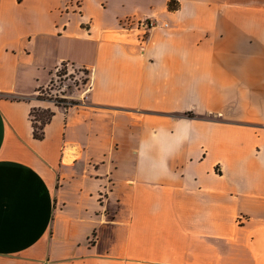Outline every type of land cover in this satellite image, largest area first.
I'll return each mask as SVG.
<instances>
[{
  "label": "crops",
  "instance_id": "obj_1",
  "mask_svg": "<svg viewBox=\"0 0 264 264\" xmlns=\"http://www.w3.org/2000/svg\"><path fill=\"white\" fill-rule=\"evenodd\" d=\"M0 264H264V0H0Z\"/></svg>",
  "mask_w": 264,
  "mask_h": 264
},
{
  "label": "rangeland",
  "instance_id": "obj_2",
  "mask_svg": "<svg viewBox=\"0 0 264 264\" xmlns=\"http://www.w3.org/2000/svg\"><path fill=\"white\" fill-rule=\"evenodd\" d=\"M89 79L90 76L88 71L64 64L56 72L50 83L49 89L38 92L36 94V99L41 98L44 100L55 101L64 100L67 103L78 105L79 101L75 96L78 92L85 91L88 88ZM62 97H67V99ZM74 105H65V107H71ZM37 114L38 111L36 112V115Z\"/></svg>",
  "mask_w": 264,
  "mask_h": 264
},
{
  "label": "trees",
  "instance_id": "obj_3",
  "mask_svg": "<svg viewBox=\"0 0 264 264\" xmlns=\"http://www.w3.org/2000/svg\"><path fill=\"white\" fill-rule=\"evenodd\" d=\"M171 8V7H170ZM41 92V91H39ZM38 100L41 101H47L54 103L55 106H62L65 107V105H74L72 103H67L66 101H55V100H44L41 98H38ZM38 111V114L36 115V112ZM54 113L50 109H43V110H35L33 109L30 113L31 117V124H32V130H33V138L36 140H42L43 139V128L44 126L50 122L52 116Z\"/></svg>",
  "mask_w": 264,
  "mask_h": 264
},
{
  "label": "built area",
  "instance_id": "obj_4",
  "mask_svg": "<svg viewBox=\"0 0 264 264\" xmlns=\"http://www.w3.org/2000/svg\"><path fill=\"white\" fill-rule=\"evenodd\" d=\"M127 23H132L131 20H127ZM136 25V28L137 30H142L143 31V34L142 35H145L146 32L150 29H153V28H156L158 25H157V22L156 21H152V20H142V21H138L137 23H135ZM89 87V85H88ZM64 99H67V97H62Z\"/></svg>",
  "mask_w": 264,
  "mask_h": 264
}]
</instances>
